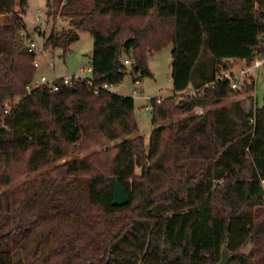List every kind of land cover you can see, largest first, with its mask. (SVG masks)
I'll use <instances>...</instances> for the list:
<instances>
[{"label":"trees","instance_id":"1","mask_svg":"<svg viewBox=\"0 0 264 264\" xmlns=\"http://www.w3.org/2000/svg\"><path fill=\"white\" fill-rule=\"evenodd\" d=\"M45 1L69 27L31 33L65 53L88 31L91 72L26 92L27 0H0V188L20 180L0 192V264H24L27 238L30 264H218L223 249L227 264H264V93L260 107L218 106L239 89L230 63L264 55V0ZM169 43L173 94L195 93L150 99L145 143L134 99L95 88L127 65L134 82L150 76L147 56Z\"/></svg>","mask_w":264,"mask_h":264},{"label":"rangeland","instance_id":"2","mask_svg":"<svg viewBox=\"0 0 264 264\" xmlns=\"http://www.w3.org/2000/svg\"><path fill=\"white\" fill-rule=\"evenodd\" d=\"M40 10V12H38ZM49 12V14H47ZM52 11L46 7L45 0H27L26 12L23 15V22L26 25V29L32 34L35 42L37 43V51L34 58L36 62V70L34 73V79H39L40 76H44L48 81L57 77H80L88 78L90 73L83 71V68H87L91 64L92 55V36L86 30H79V39L72 42L69 45L66 52H62L60 48L51 49L43 48L44 37H41L38 33H31L35 28H38L45 36H47L52 29L61 30L69 27L68 18H64L61 15H50ZM39 16V18H38ZM1 20L3 17H0ZM264 44V36L262 37ZM171 50L172 45L166 44L157 52H153L147 56V67L150 71V76L140 77L139 81L134 82L130 74L131 66L127 65V73L123 80L112 87L109 91L119 95L131 96L134 99V116L138 125V132L144 137V142L147 143L151 130L156 127L151 123V112L149 101L152 98L174 96L175 99L179 98V95H187L193 91L192 84L189 85L187 90L177 95L172 92L171 83ZM263 55V54H262ZM259 55V56H262ZM129 61L131 59L129 57ZM227 73L230 72L234 75H239L242 70L246 69L244 61H234L229 65ZM246 84L253 82V89L247 90L248 85L239 88L233 92L229 98L223 100L218 104H229L231 101H240L244 106L260 107L262 105L263 93H264V69L252 70L243 79ZM251 99H249V97ZM257 104V105H256ZM106 146L114 144L112 141L105 142ZM102 146H97L94 150H100ZM90 153L88 149H83L80 152L71 155L69 158L81 157L87 153ZM63 160H59L57 163H61ZM20 182L18 180L16 183ZM14 183L13 185H15ZM1 187L0 192L13 187ZM28 242L24 249H20L19 254L22 256V262L24 264H30L32 261V254L34 252V241L27 238ZM248 244L244 249L245 251L250 248ZM243 249V250H244Z\"/></svg>","mask_w":264,"mask_h":264},{"label":"built area","instance_id":"3","mask_svg":"<svg viewBox=\"0 0 264 264\" xmlns=\"http://www.w3.org/2000/svg\"><path fill=\"white\" fill-rule=\"evenodd\" d=\"M38 12H40V10H38ZM39 18V16H38ZM26 42L29 44L30 48L33 49L35 52L38 50L37 48V43L35 42L34 38L32 37V34H30V32H28L26 34ZM124 64H130V61L129 59H125L124 60ZM34 66H37L36 62L34 61ZM264 69V55L262 56H257L251 63L250 66L246 67L245 70H242L240 72L239 75H230L228 74L227 72H223L224 74V77H227L228 79L231 80L230 82V87L232 89H237V88H240L243 84H244V77L246 75H248V73L252 70H258V69ZM83 71L87 72V73H90L91 72V67L88 66L87 68H83ZM58 78H53L52 80L48 81L43 75L40 76L39 79H33L28 85H26V92H30L31 90L35 89V88H38L40 86H43V85H51L53 88H55V82ZM63 80V82L65 83H71L72 82V78H61ZM137 82V81H136ZM115 86V85H110V84H107V83H104L100 86H97L95 88V92H97L99 89H103V90H110L112 89V87ZM195 93V90L193 89V91L189 94H187L186 96H192L193 94ZM181 96H185V95H179V97ZM0 112H3V113H7L8 112V108H4V109H0ZM195 112L198 113V114H201L202 113V109L197 107L195 109ZM263 198H264V195H263Z\"/></svg>","mask_w":264,"mask_h":264},{"label":"water","instance_id":"4","mask_svg":"<svg viewBox=\"0 0 264 264\" xmlns=\"http://www.w3.org/2000/svg\"><path fill=\"white\" fill-rule=\"evenodd\" d=\"M110 183H111L112 195H113L112 205L114 206L125 205L128 202V196L124 187L120 184V182L117 179L113 177L110 178ZM231 257L232 256L228 253L227 249H223L221 251L220 261L218 262V264H227L231 259Z\"/></svg>","mask_w":264,"mask_h":264},{"label":"crops","instance_id":"5","mask_svg":"<svg viewBox=\"0 0 264 264\" xmlns=\"http://www.w3.org/2000/svg\"><path fill=\"white\" fill-rule=\"evenodd\" d=\"M90 66V65H89ZM57 78H66V77H57ZM159 98H162V97H159Z\"/></svg>","mask_w":264,"mask_h":264}]
</instances>
